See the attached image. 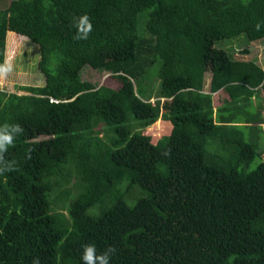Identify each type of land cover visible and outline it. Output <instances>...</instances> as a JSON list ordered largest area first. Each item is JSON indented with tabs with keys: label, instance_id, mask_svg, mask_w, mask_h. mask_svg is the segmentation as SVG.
Returning a JSON list of instances; mask_svg holds the SVG:
<instances>
[{
	"label": "trees",
	"instance_id": "1",
	"mask_svg": "<svg viewBox=\"0 0 264 264\" xmlns=\"http://www.w3.org/2000/svg\"><path fill=\"white\" fill-rule=\"evenodd\" d=\"M15 4L55 32L27 31L45 83L0 89V125L24 129L0 175V264H83L85 244L115 246L110 264H264V68L222 44L264 39V0H0V12ZM85 14L93 30L76 40ZM161 114L156 145L143 131Z\"/></svg>",
	"mask_w": 264,
	"mask_h": 264
},
{
	"label": "rangeland",
	"instance_id": "2",
	"mask_svg": "<svg viewBox=\"0 0 264 264\" xmlns=\"http://www.w3.org/2000/svg\"><path fill=\"white\" fill-rule=\"evenodd\" d=\"M35 13L32 11V14L36 15V8L34 6ZM25 13L23 6L20 4H15L13 7V12L9 14H3L0 12V40L3 41L4 46L3 50H0V64H2L6 58L11 60L13 65V71L4 79L0 80V89L7 91H17L19 93L24 92L23 89H20L23 85H33V86H42L45 83V76L38 68V61L40 59V53L36 43L29 39L27 31L36 29L39 32L46 34L55 32L52 25L44 22V24L35 23L38 20L32 18L31 20H22L21 14ZM25 21V23H23ZM142 34H145L142 29L140 30ZM57 32V31H56ZM223 46H225L233 57H238L243 55L245 57L249 56L248 53L244 51L247 48L254 50L252 54V60L257 62L264 68V39L258 41H250L244 35H239L234 38L224 39L222 41ZM219 47V44L216 45L212 43L206 61L205 70L207 72L206 78H209V73L214 62V52ZM101 73H96L100 75ZM92 77H94L92 75ZM98 85H113L116 86V83L110 78L107 74H101L97 76ZM217 104V102H214ZM167 104H164L163 107H166ZM164 112V110H162ZM161 112V113H162ZM243 128L246 135L249 133V126L246 124H238ZM260 130V140L264 144V111H263V122L258 124ZM170 133V124L169 121L165 119V115L161 114L160 118L147 126L143 134L154 144L160 145L167 138V135ZM102 135V133H100ZM262 163L264 167V153L262 158L257 159V163ZM254 164L253 166H255Z\"/></svg>",
	"mask_w": 264,
	"mask_h": 264
},
{
	"label": "clouds",
	"instance_id": "3",
	"mask_svg": "<svg viewBox=\"0 0 264 264\" xmlns=\"http://www.w3.org/2000/svg\"><path fill=\"white\" fill-rule=\"evenodd\" d=\"M75 27L77 29V35L74 37L76 40L89 37V34L93 30V24L90 17L85 14L74 18ZM257 25V30L259 29ZM13 71V65L11 60L6 58L5 61L0 64V80L6 78ZM24 129L19 124L5 123L0 125V175L6 172L15 170V161L6 159V153L11 146H14L16 138L23 133ZM30 158V157H29ZM83 252L81 259L83 264H110L111 257L116 253L115 246H108L104 251L98 252L95 244H85L82 246ZM32 264H40L39 257L33 259Z\"/></svg>",
	"mask_w": 264,
	"mask_h": 264
}]
</instances>
